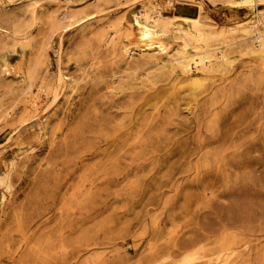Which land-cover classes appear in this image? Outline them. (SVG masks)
<instances>
[{"label": "rangeland", "instance_id": "obj_1", "mask_svg": "<svg viewBox=\"0 0 264 264\" xmlns=\"http://www.w3.org/2000/svg\"><path fill=\"white\" fill-rule=\"evenodd\" d=\"M0 264H264V0H0Z\"/></svg>", "mask_w": 264, "mask_h": 264}, {"label": "bare ground", "instance_id": "obj_2", "mask_svg": "<svg viewBox=\"0 0 264 264\" xmlns=\"http://www.w3.org/2000/svg\"><path fill=\"white\" fill-rule=\"evenodd\" d=\"M256 5V4H255ZM192 23H196L197 20L194 18H187ZM154 18L147 15L145 12H141L134 18L135 30H136V40L142 46L146 48H154L157 46L159 50H163L165 43L163 38L159 35L157 29L153 25ZM197 24V23H196ZM203 56L200 53H196L193 57L189 59V64L197 65L203 61Z\"/></svg>", "mask_w": 264, "mask_h": 264}]
</instances>
